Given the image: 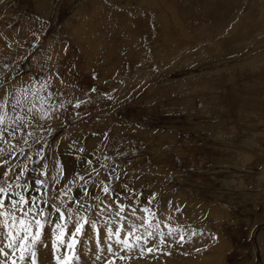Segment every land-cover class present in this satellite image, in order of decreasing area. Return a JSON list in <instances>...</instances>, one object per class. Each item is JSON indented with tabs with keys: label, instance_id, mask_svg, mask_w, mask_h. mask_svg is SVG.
<instances>
[{
	"label": "rangeland",
	"instance_id": "374dc122",
	"mask_svg": "<svg viewBox=\"0 0 264 264\" xmlns=\"http://www.w3.org/2000/svg\"><path fill=\"white\" fill-rule=\"evenodd\" d=\"M0 118L10 191L62 169L47 211L56 196L65 240L83 225L79 264H264V0H0ZM141 217L112 256L105 230ZM7 231L0 264H27ZM42 232L37 264H54Z\"/></svg>",
	"mask_w": 264,
	"mask_h": 264
},
{
	"label": "snow or ice",
	"instance_id": "6c2138e0",
	"mask_svg": "<svg viewBox=\"0 0 264 264\" xmlns=\"http://www.w3.org/2000/svg\"><path fill=\"white\" fill-rule=\"evenodd\" d=\"M95 91V89H92ZM51 96V93H49ZM79 103L75 105V107H79ZM29 112L33 111L32 108L28 109ZM3 118H0V125H3ZM16 129H13V132H7V129L4 127H0V141H3L5 144L10 147H15L10 144V141L6 138L5 133L7 132V136H11ZM27 135H32V133H28ZM27 143L26 140L23 141ZM21 150L23 147L21 145ZM83 149H81L82 151ZM10 155V153H6L4 149H0V157ZM37 155H40L37 153ZM42 159L44 157H41ZM26 159H30V157H26ZM0 163L6 164L4 172H0V209L5 207L4 198L9 200V209L0 212V219L3 220V225L7 228V238L9 239L8 247L12 248L14 245L11 243L12 240H23L25 242L31 241V247H26V244L19 243L15 245V247H19L21 255L20 260L23 262L27 260V264H37V251L36 244H40L43 247H46V243L41 239L42 230L45 226L49 227V231L52 235L56 237L52 244V252L54 254L55 264H79L81 257L76 254L75 246L79 243L77 236L78 234H82L83 225L77 221L74 222L73 230L71 236L65 240L63 237L66 233L67 226L61 225V221L64 220L65 213L61 211V208L55 205L56 196H53V204L51 205L54 208V211L59 215L55 217V222L50 218L51 213L47 211L48 200H47V192L50 181L59 182V173L62 169H58L56 174L51 176L47 173V164H45L42 168L36 169L33 168L32 172L35 173L34 180H26L23 184L17 182L15 187L18 189H23V191H10L11 185H9L7 176L12 171L13 165L10 161L0 160ZM88 164H91V161H87ZM22 171H27L28 169L22 168ZM16 176H19V173H16ZM47 177V178H42ZM81 180L84 177H79ZM29 189L31 190L29 192ZM102 191L105 194H108L110 189L108 186H103ZM58 195V193H57ZM15 197V198H13ZM99 199V197H96ZM45 205V207H41V205ZM22 205H27L28 207L24 209L21 207ZM102 208H98L97 211H102ZM125 210L123 205L118 207L119 212H123ZM136 209L133 208L132 212L135 213ZM142 211L150 216L154 217L155 213L152 212L149 207L144 206ZM30 214H32L30 216ZM39 217V218H37ZM83 219V218H82ZM121 219H124L123 217ZM141 219V225H136L134 223L129 224L128 228L125 229L123 225L119 227L115 232L112 229L105 230V240L104 242L108 245L107 251L112 253V256H116L118 254L117 251H113L112 244L108 243L112 240L113 236H115L114 243L116 245L121 246L120 250H130L134 247L128 238L121 239V232H125L127 237H132L135 231H138L139 227L144 226L145 221L143 217ZM86 222V221H85ZM91 228L94 231L96 237V243H100V231L97 228L95 223L91 224ZM155 228L157 231L159 230V225H152L148 222V227L145 228V233L143 235H136L135 241L138 244L146 245L148 243V239L152 237V231L150 229ZM18 231L22 233L21 236L17 237L14 235V232ZM59 241V243H57ZM159 243L163 244V233H159ZM140 251L143 252L144 248L141 247ZM147 251L149 253L153 252V248H148ZM27 252V256L25 255ZM0 253H3L5 257H7V253L3 252V249H0ZM99 257H97L98 259ZM123 259V257H120ZM12 264H16L15 260H12Z\"/></svg>",
	"mask_w": 264,
	"mask_h": 264
},
{
	"label": "bare ground",
	"instance_id": "6f19581e",
	"mask_svg": "<svg viewBox=\"0 0 264 264\" xmlns=\"http://www.w3.org/2000/svg\"><path fill=\"white\" fill-rule=\"evenodd\" d=\"M174 204V203H173ZM176 204H177V202H176ZM178 206H176V208H177ZM49 251H51L52 252V250H49ZM52 254H53V252H52ZM54 255V254H53ZM196 262V261H195ZM194 262V263H195ZM211 262V261H210ZM193 263V262H192ZM196 263H198V262H196ZM55 264V263H54ZM214 264V263H213Z\"/></svg>",
	"mask_w": 264,
	"mask_h": 264
}]
</instances>
